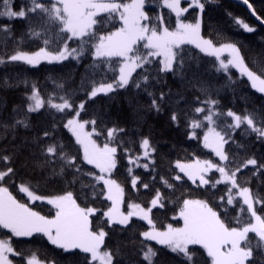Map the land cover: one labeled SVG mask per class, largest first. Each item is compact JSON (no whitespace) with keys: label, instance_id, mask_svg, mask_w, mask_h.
<instances>
[{"label":"trees","instance_id":"trees-1","mask_svg":"<svg viewBox=\"0 0 264 264\" xmlns=\"http://www.w3.org/2000/svg\"><path fill=\"white\" fill-rule=\"evenodd\" d=\"M249 1L255 13L260 18H264V0ZM145 2L144 11L149 15L147 21L149 26L157 24L156 17L163 15V24L170 31L175 29L176 18L170 10L162 7L157 1ZM29 6L30 0H13L12 4L17 10ZM0 10H3L2 5ZM195 16L198 18V8L194 7L188 10L184 18L191 21ZM235 18L243 20L256 31L251 33L245 31L235 23ZM97 22L94 30L99 35H107L122 25L118 15L109 18L106 13L98 15ZM0 25L10 28L8 33L0 31V57L4 59L17 50L36 52L41 48H47L48 51L56 52L63 48L65 43L70 49L75 48L79 52L78 57L70 56L60 62L43 61L35 66L23 62L0 64V124L11 125L15 120L25 118L30 102L28 97L33 91V86L39 90L45 100L51 97L54 102L60 103L62 102L60 97H65L73 103V109L65 112H58L46 104L40 111L28 113L30 124L28 128L22 125L8 130L0 128V155L12 156L13 159L7 166L14 169L11 180L5 178L3 185L8 187L16 199L47 216H52L56 212L54 206L41 201L32 202L25 194L18 191L19 185L22 183L33 185V191L41 196H57L71 191L80 206L97 209L91 217L92 230L96 231L101 227L108 233L105 246L114 252L113 264H147L141 254V241L144 238L140 235L150 228L145 221L133 218L126 226L107 223V217L102 213L106 212L112 203L107 199V190L102 182L95 184L92 177L80 175L74 168H65L62 175H53L52 169L55 168L58 172L63 162L57 160L45 164L47 159L44 154L45 146L59 140L65 146L64 151L76 156L82 173L99 174L95 166L82 161V147L63 126L73 117L78 105L84 103L79 118L84 121H96L95 125L88 126L95 127V138L99 144L103 145L106 141L107 129L113 127L124 129L111 145L117 147V165L112 176L124 189L125 207L132 202L150 206L151 200L159 190L163 196L164 207L157 206L151 213L157 229H164L168 224L174 227L183 224L179 212L186 199L206 201L230 227L238 226V218L242 222L248 219V214L240 211L242 202L240 197H237L233 205H228L226 199L220 200V197L226 196L230 185L220 183L212 187V182L219 179L217 171L209 174L208 185H201L193 183L176 167L177 161L194 158L219 162L201 140V135L207 126L206 121L204 127L195 129V137L191 135L190 121L200 119L204 115L192 111L193 108L202 106L196 102V97L201 101L209 97L217 100V110L220 113L231 110L243 115L245 112L256 111L264 116V94L253 89L247 78L241 77L237 69L230 67L232 80L230 82L229 73L217 71L219 61L214 56L201 52L195 45L185 44L181 46L185 60L183 77L179 74L173 75L171 72L158 74L161 57H151L153 62L144 66L147 72L137 68L132 75L133 80L143 74L149 76L147 92L144 91V85L137 89L130 81L125 88H116L111 93H102L90 98L89 93L95 84L114 82L119 77L120 67L117 57L95 56L94 45L97 40L88 41L87 37H85L86 43H81L75 38L66 40L64 37L67 34L59 31L58 23L47 24L44 19L33 13L24 19L10 20L7 17H0ZM201 29L203 36L216 44H237L250 67L252 60L258 59L264 64V26L258 24L241 3L235 0H213L205 3ZM33 31L40 35H32ZM46 40L47 45H45ZM146 51L147 49L140 48L141 55ZM193 73H195V81ZM201 85L207 89V96L200 91ZM148 92L157 97L160 92L167 94L164 102L161 103V111L157 112L151 108L152 97ZM180 95L184 99L176 105L174 101L179 99ZM173 112L177 114L178 123L171 120ZM232 122L231 118L222 115L217 119L215 126L224 134L228 131L226 126ZM45 131L52 132V136L45 137ZM143 138H148L151 146L156 149L152 154L154 164L142 156L140 141ZM225 138L228 140L225 150L229 156L226 165L234 169L249 158L257 160V166L249 165L237 173V182L241 187H249L254 196L264 200V169L257 170L259 165H264V140L259 139L255 133H245L244 126L232 131L231 138L227 135ZM124 149H128V153H125ZM129 155L140 156L138 163L141 165L147 163L148 168L130 164ZM4 167V164H0V170ZM129 168L132 169L131 173L128 172ZM176 175H180L181 179L176 180ZM134 177L139 178L135 188L131 184ZM164 180H167L172 187L165 185ZM144 184H147L148 188H144ZM236 192L237 189H233V194ZM256 208L259 214H264V205L257 204ZM0 231V237L10 236L7 230L0 228ZM249 236L251 238L254 234L250 233ZM11 242L14 250L21 253V256L12 255L15 264H26L27 258L33 254L43 261L55 262V264H84L86 254L80 250L66 252L53 245L42 233L27 238L11 236ZM148 243L158 253L155 264H187L181 255L171 252L166 246L154 241ZM190 247L195 254L194 264H211L210 258L201 246ZM254 254L259 256L255 250Z\"/></svg>","mask_w":264,"mask_h":264},{"label":"snow or ice","instance_id":"snow-or-ice-1","mask_svg":"<svg viewBox=\"0 0 264 264\" xmlns=\"http://www.w3.org/2000/svg\"><path fill=\"white\" fill-rule=\"evenodd\" d=\"M210 2H213V0H204V2H201V0H187L188 6L182 7V0H162L161 6L175 13L176 27L171 31L163 24V15L156 17L157 24L149 26L147 23L149 15L144 11L145 0H130L127 3L119 2V0H47V2H44V0H30L29 7H20L18 10L12 7L13 0H0L3 9L0 10V17H7L10 20L24 19L30 13L37 14L47 24L58 23L60 25L59 31L67 34L64 37L66 40L75 38L81 43L87 42L85 37L88 41L97 40L98 42L94 45L96 57L122 58L123 64L119 69L118 79L113 83L101 82L95 84L89 93L90 98L96 97L100 93H111L116 88H125L130 81L137 89L144 85V91L147 92L149 76L143 74L138 79L133 80L132 74L137 68L144 69L146 64H151L153 62L150 59L151 57H162L159 62L161 66L157 69L158 74L171 72L173 75L179 74L183 77L185 60L181 46L185 44L195 45L201 52L214 56L219 61L217 71L222 70L229 73L228 79L230 82H232L231 67L237 69L241 77H246L253 89L264 94V64H261L258 59L252 60L250 67L237 44L221 43L217 46L211 39H205L201 35L202 20L200 18H197L195 23H185L181 19L189 8H198L202 13L205 3ZM243 2L250 9L252 8L248 0H243ZM101 13L108 14L109 18L118 15L119 20L122 21V26L107 35H99L94 30V25L98 23L96 17ZM252 14L255 15L254 9H252ZM256 18L264 22V18L259 16ZM235 23L247 32L256 31L255 28L241 19L235 18ZM0 31L8 33L10 28L0 25ZM32 35L38 36L40 33L33 31ZM141 42L143 43L141 44ZM47 44L48 41L46 40L45 45ZM141 47L147 49L143 55L140 54ZM224 52L229 54L227 59L221 58V54ZM69 56L78 57L79 52L75 48L69 49L67 43H65L63 48L56 52L48 51L47 48H41L34 53L17 50L7 59L0 57V64L23 62L35 66L41 60L62 61ZM144 71L147 72V69H144ZM193 77L195 81V73H193ZM200 91L207 96V89L202 85ZM148 95L152 97L151 108L157 112L161 111V103L164 102L167 94L160 92L157 97L148 92ZM60 99L62 100L60 103L54 102L51 97L45 100L41 97L39 90L33 86V91L28 97L30 102L27 106L25 118L17 119L11 125L0 124V128L8 130L9 128H15L17 125H22L25 128L30 127L27 114L40 111L46 104L58 112L73 109V103L68 98L60 97ZM182 99L184 97L180 95L174 103L179 105ZM195 100L202 106L193 108V113H204V115L200 119L190 121L189 127L192 129V137L196 136L195 129L205 126L204 121L216 125L217 119L222 115L231 118L233 121L226 126L228 131L224 134L216 131V127H211L203 137L204 146L212 148L221 161H229V156L224 151V145L228 143L225 136L231 138V132L241 128V126H244L245 133H255L259 139L264 140V116L260 113L253 111L241 115L231 110L220 113L217 110V100L210 97L203 101L196 97ZM83 109L84 103H80L73 117L68 119L63 126L69 130L75 137L76 143L82 147V161L88 165H94L96 169H99V174L95 172L82 173L76 156L64 151L65 146L59 140L45 146L44 154L47 157L45 164H51L57 160L63 162L58 172L55 168L52 169L53 175H62L65 168H74L76 173L92 177L95 184L102 182L107 190V199L112 201L111 207L102 213L103 216L107 217V223H119L126 226L134 216L147 221L150 226L149 230L140 234L144 238L141 241V254L147 264H155V258L158 255L157 251L148 243L149 241H156L157 244L166 246L171 252L181 255L187 264H194L195 254L190 246L197 245L206 251L211 264H264V214H259L255 206L257 204L264 205V200L254 196L249 187H241L237 182V173L249 165L257 166L256 159L249 158L234 169L228 165L221 166L210 160L201 161L199 158L193 163L187 164L177 161L176 167L180 169V172L184 173L193 183H196L197 178H199V183L202 185L210 183L205 178V174L215 169L220 174V179L212 182V187L220 183L230 185L226 196L220 197V200L224 201L226 199L228 205H233L237 197L242 198L240 211L247 213L248 219L242 222L238 218V226L230 227L207 202L186 199L183 201L179 212V216L183 219V225L173 227L172 224H168L164 230H159L151 216L153 208L157 206L164 207L163 196L159 190H157L148 208L134 203L129 205L130 211L127 213L121 210L124 189L115 179L111 178L117 165V147L110 145L124 129L116 127L107 129L106 141L101 146L92 138L96 131L95 127L92 131L85 130L86 125H95L96 121H80L78 119L80 111ZM171 120L178 123L176 112H173ZM44 136L51 137L52 132L45 131ZM140 147L143 149L142 156L148 158L154 164L152 154L156 149L151 146L149 139L143 138L140 141ZM128 151V149H124L125 153H128ZM12 159L13 157L10 155H0V164L5 165L0 170V228L10 230L15 237H30L34 233H43L53 245L66 252L80 250V252L86 254L84 264H113L114 252L105 246V238L108 233L101 227H98L96 231L92 230L90 217L97 212V209L81 207L71 191L47 198L37 195L33 191V185L22 183L18 188L20 193L25 194L31 201L47 199L48 203L56 209L55 216L52 218L34 211L27 203L18 201L8 187L3 186L5 178L11 180L14 173V169L7 166L10 165ZM140 159V156H128L130 164L148 168L147 163L142 165L138 163ZM260 169H264V165H259L257 170ZM131 171L132 169L129 168L128 172L131 173ZM138 179V177L132 179L133 188H135ZM175 179L180 180L181 176L176 175ZM163 183L169 188L172 187L167 180H164ZM92 187L95 196V186ZM143 187L148 188V185L144 184ZM233 189L238 191L233 194ZM101 194H103V189H101ZM250 233L254 234L251 238ZM254 250L259 253L258 257L254 254ZM9 254L21 256V253L16 252L12 247L11 238L0 239V264H13V261L9 259ZM26 264H43V262L33 254L27 258ZM52 264H55V262H52Z\"/></svg>","mask_w":264,"mask_h":264},{"label":"rangeland","instance_id":"rangeland-1","mask_svg":"<svg viewBox=\"0 0 264 264\" xmlns=\"http://www.w3.org/2000/svg\"><path fill=\"white\" fill-rule=\"evenodd\" d=\"M146 1V0H145ZM155 3H156V1L158 2V3H162V0H153ZM119 2H122V3H127V2H130V0H125V1H122V0H119ZM201 2H203V0H201ZM146 3V2H145ZM181 6L182 7H187L188 6V3H187V0H182V4H181ZM192 8H194V7H192ZM190 9V8H189ZM187 13V12H186ZM185 13V14H186ZM102 14V13H101ZM174 14V16H175V13H173ZM185 14L181 17V19H183L184 20V22L185 23H195L196 22V20H197V16H195L194 18H193V20H191V21H188V20H186L185 18H184V16H185ZM100 15V14H99ZM176 18V17H175ZM198 18H200L201 20H202V13L200 12V10L198 9ZM96 20H97V17H96ZM122 26V25H121ZM120 26V27H121ZM201 26H202V24H201ZM119 27V28H120ZM118 29V28H117ZM117 29H115L114 31H116ZM114 31H112V32H114ZM201 35L203 36V34H202V29H201ZM204 37V36H203ZM205 39H208V38H206V37H204ZM141 43H143V42H141ZM214 43V42H213ZM214 44H216V43H214ZM217 46H219V44H216ZM69 48V47H68ZM70 49V48H69ZM52 52V51H51ZM29 53H34V52H29ZM228 53L227 52H224V53H222L221 54V58H223V59H227L228 58ZM70 57V56H69ZM68 57V58H69ZM118 59H119V67H121L122 66V64H123V59L122 58H119V57H117ZM161 60H162V57H161ZM43 61H48V60H41L40 61V63L41 62H43ZM63 61V60H62ZM50 62V61H49ZM51 62H60V61H51ZM120 69V68H119ZM235 69V68H234ZM133 74H134V72H133ZM132 74V75H133ZM110 83H113V82H110ZM100 94H102V93H100ZM80 121H84V120H81L80 118H78ZM207 122V126H206V128H205V130L203 131V134L201 135V140H202V143H203V145H204V140H203V137H204V135H205V133H207V131H208V129L209 128H211V127H216L215 125H212V124H210L208 121H206ZM92 129L93 128H89V126L88 125H86V131H92ZM216 131H219L217 128H216ZM220 132V131H219ZM95 134H96V131H95V133L93 134V139L94 140H96V142H97V144H99L98 143V141H97V139L95 138ZM223 134V133H222ZM75 138V137H74ZM226 139V138H225ZM99 145H101V144H99ZM226 145V144H225ZM225 145H224V151L226 152V150H225ZM101 146H103V145H101ZM110 146H112V145H110ZM207 148V147H206ZM207 149H209L210 151H212L213 153H214V155H215V152H214V150L212 149V148H207ZM83 150V149H82ZM215 157H217L218 158V160H219V162H215V161H213V160H211V159H202V158H199L201 161H204V160H210V161H212L213 163H218V164H220L221 166H224V165H226V161H221L220 160V158L218 157V156H216L215 155ZM197 158H194V159H190V160H188V161H179L180 163H184V164H187V163H193L195 160H196ZM94 166V165H93ZM179 169V168H178ZM99 170V169H98ZM115 170V169H114ZM113 170V171H114ZM179 171H180V169H179ZM212 171H216L215 169H212V170H210L208 173H206L205 174V178L206 179H208V176H209V174L212 172ZM182 173V172H181ZM184 174V173H183ZM185 175V174H184ZM186 176V175H185ZM111 178L112 179H115L113 176H111ZM219 179H220V174H219ZM117 181V180H116ZM118 182V181H117ZM119 183V182H118ZM196 183H199V178H197V181H196ZM120 184V183H119ZM200 184V183H199ZM121 185V184H120ZM202 185V184H201ZM4 186V185H3ZM121 187H122V185H121ZM123 188V187H122ZM238 191V190H237ZM38 195V194H37ZM41 196V195H40ZM42 197H47V198H51V197H54V196H42ZM242 199V198H241ZM18 200V199H17ZM195 200H197V199H195ZM19 201V200H18ZM202 201H204V200H202ZM33 202V201H32ZM41 202H45V203H48V201H47V199H44V200H41ZM206 202V201H205ZM21 203H23V202H21ZM111 203H112V201H111ZM135 202H132V203H130V204H134ZM49 204V203H48ZM129 204V205H130ZM135 204H140V203H135ZM51 205V204H50ZM112 205V204H111ZM129 205H128V207H125V201H124V199H123V204L121 205V210L123 211V212H125V213H127L128 211H130V208H129ZM142 207H144V208H148L149 206H144V205H142V204H140ZM53 206V205H52ZM256 206V205H255ZM82 207V206H81ZM32 208V207H31ZM84 208H86V207H84ZM33 209V208H32ZM257 209V208H256ZM34 211H37V210H35V209H33ZM214 210V209H213ZM37 212H39V211H37ZM258 212V211H257ZM41 215H43V216H46V217H48V218H52V217H54L55 215H52V216H47V215H45V214H43V213H41V212H39ZM152 216V215H151ZM180 217V216H179ZM133 218H138V219H141L140 217H136V216H134V217H132L131 218V220L133 219ZM181 218V217H180ZM90 219H91V217H90ZM182 219V218H181ZM130 220V221H131ZM142 220V219H141ZM183 220V219H182ZM129 221V222H130ZM144 221V220H143ZM146 223H147V221H145ZM111 224H119V223H111ZM183 225V224H182ZM182 225H180V226H177V227H181ZM174 227V226H173ZM1 229H3V228H1ZM165 229V228H164ZM164 229H159V230H164ZM3 230H7L9 233H10V236L8 237V238H2V237H0V239H9V238H11V236H13L12 235V233L10 232V230H8V229H3ZM149 230V229H148ZM148 230H146V231H148ZM2 231V230H1ZM1 231H0V233H1ZM34 234H36V233H34ZM43 234V233H42ZM46 236V235H45ZM13 237H15V236H13ZM47 237V236H46ZM25 238H27V237H25ZM154 242H156V241H154ZM157 243V242H156ZM11 245H12V242H11ZM12 247H13V245H12ZM12 255H14V254H9V259H11L12 261H13V264H15V262H14V260L12 259ZM29 257H31V256H29ZM28 257V258H29ZM37 257V256H36ZM40 261H42L43 262V264H52V262H46V261H43V260H41L39 257H37Z\"/></svg>","mask_w":264,"mask_h":264},{"label":"water","instance_id":"water-1","mask_svg":"<svg viewBox=\"0 0 264 264\" xmlns=\"http://www.w3.org/2000/svg\"><path fill=\"white\" fill-rule=\"evenodd\" d=\"M235 1L244 4V5L248 8V10L252 13V9H250V8L248 7V5H246V4L243 2V0H235ZM248 3H249V2H248ZM249 4H250V3H249ZM253 16L255 17V15H253Z\"/></svg>","mask_w":264,"mask_h":264}]
</instances>
